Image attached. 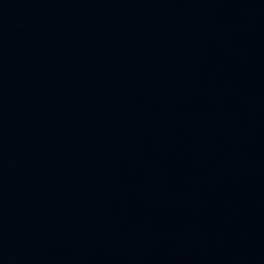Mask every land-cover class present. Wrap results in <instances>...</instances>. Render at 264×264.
<instances>
[{
	"label": "water",
	"instance_id": "water-1",
	"mask_svg": "<svg viewBox=\"0 0 264 264\" xmlns=\"http://www.w3.org/2000/svg\"><path fill=\"white\" fill-rule=\"evenodd\" d=\"M0 264H264V0H0Z\"/></svg>",
	"mask_w": 264,
	"mask_h": 264
}]
</instances>
